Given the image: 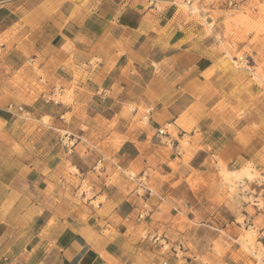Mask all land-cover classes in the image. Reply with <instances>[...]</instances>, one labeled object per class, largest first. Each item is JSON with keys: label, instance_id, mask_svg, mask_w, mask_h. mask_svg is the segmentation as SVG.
Here are the masks:
<instances>
[{"label": "crops", "instance_id": "crops-1", "mask_svg": "<svg viewBox=\"0 0 264 264\" xmlns=\"http://www.w3.org/2000/svg\"><path fill=\"white\" fill-rule=\"evenodd\" d=\"M179 2L0 0V264H264V68Z\"/></svg>", "mask_w": 264, "mask_h": 264}, {"label": "rangeland", "instance_id": "rangeland-1", "mask_svg": "<svg viewBox=\"0 0 264 264\" xmlns=\"http://www.w3.org/2000/svg\"><path fill=\"white\" fill-rule=\"evenodd\" d=\"M179 4L181 11L205 24L210 22L208 29H215L224 37L223 47L228 51L229 57L236 61V67L249 69L259 59L258 66L264 68V0H180ZM241 59L244 64L240 62ZM245 61L248 62L247 65ZM247 176L250 180L255 178L250 173ZM234 177V180L239 179L236 174ZM226 178L230 183V175ZM232 191L235 192L236 189L233 187ZM237 206L239 210L241 205ZM259 207L263 208L264 203L261 202ZM245 222L246 219L242 216L237 221L239 225L243 224L238 243L250 247L249 255L254 253L259 258L264 257V246L256 245V229L252 225L244 227ZM256 246L260 248L258 252L255 251Z\"/></svg>", "mask_w": 264, "mask_h": 264}, {"label": "built area", "instance_id": "built-area-1", "mask_svg": "<svg viewBox=\"0 0 264 264\" xmlns=\"http://www.w3.org/2000/svg\"><path fill=\"white\" fill-rule=\"evenodd\" d=\"M241 63L244 64V60H240ZM247 61H245V65H247ZM143 216H140V219H142ZM142 238L149 243H151L153 246H156L160 249V253L164 256V259L155 264H168L170 260V256H174L176 259L179 256V251L176 246L172 245L169 241V239L160 233H149L148 231H144Z\"/></svg>", "mask_w": 264, "mask_h": 264}]
</instances>
